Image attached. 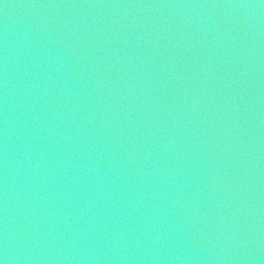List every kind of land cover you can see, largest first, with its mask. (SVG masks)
Returning a JSON list of instances; mask_svg holds the SVG:
<instances>
[{
  "label": "water",
  "instance_id": "1",
  "mask_svg": "<svg viewBox=\"0 0 264 264\" xmlns=\"http://www.w3.org/2000/svg\"><path fill=\"white\" fill-rule=\"evenodd\" d=\"M5 264H264V0H0Z\"/></svg>",
  "mask_w": 264,
  "mask_h": 264
},
{
  "label": "clouds",
  "instance_id": "2",
  "mask_svg": "<svg viewBox=\"0 0 264 264\" xmlns=\"http://www.w3.org/2000/svg\"><path fill=\"white\" fill-rule=\"evenodd\" d=\"M5 259L6 258H0V264H5Z\"/></svg>",
  "mask_w": 264,
  "mask_h": 264
}]
</instances>
